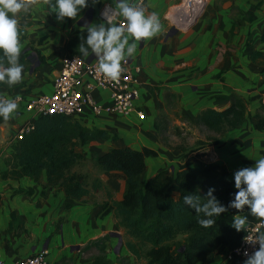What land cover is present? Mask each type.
<instances>
[{
    "label": "crops",
    "instance_id": "crops-1",
    "mask_svg": "<svg viewBox=\"0 0 264 264\" xmlns=\"http://www.w3.org/2000/svg\"><path fill=\"white\" fill-rule=\"evenodd\" d=\"M186 1L144 0L141 10L145 16L156 12L160 29L153 37L137 41L131 54L127 53L133 43L131 37L122 50V61L142 69L137 107L144 113V119L139 120L135 115L95 118L87 114L80 119L84 127L105 131L110 139L76 147L75 152L88 161L92 160V154L103 156L113 148L137 152L147 149L156 156L145 158V182L172 169V165L177 173L188 164L193 167L206 164L225 168L228 180L234 184L236 172L251 167L264 156V131L256 129L257 115L264 109V0H191L188 9L184 8ZM22 2L27 5V11H21L16 17L17 30L25 33L23 39L18 38V63L23 65L21 80L11 86L0 82V99L21 96L26 101L53 92V80L60 73L61 61L70 55L66 44L76 41V32L82 31V26L84 30L89 25L107 29L110 24L101 18L102 9L109 7L119 13L117 5L122 0L89 1L86 12L78 14L75 20H57L49 8V0ZM127 2L133 7L136 0ZM195 13V22L188 23ZM85 53L84 59L100 54L91 49ZM38 55L43 63L39 62ZM32 57L37 59L35 65ZM3 65L8 67V62L3 61ZM93 96L103 104L109 101L108 94L101 91H95ZM220 96L227 99L216 100ZM237 100L246 106L243 125L223 134L207 132L208 141L203 140L205 145L198 147L196 153L190 154L183 148L174 149L172 154L160 143V124L167 121L165 116L170 105L184 119L181 125L191 124L196 131H202L205 128L194 124L202 112H224ZM30 124L31 118L22 105L8 119L0 118V252L3 259L10 263L47 252V260L52 264H85L79 255L81 249L106 236L117 239L113 236L115 233L121 236L123 257L132 264L143 263L126 248V232L119 226V219L114 213L103 215L106 205L123 201L126 178L120 172L104 173L95 167L96 174L90 178L99 179L102 189L81 201L68 199L63 191L50 188L46 174L37 182L30 178H4L15 167L13 159L18 152L15 137ZM113 137L117 139L112 140ZM198 156L201 158L196 159ZM234 190L237 191L235 187ZM179 196L173 193L174 199ZM246 210L247 206H242L241 210H235V215L245 217ZM95 259L86 264H92ZM211 264H231V260L217 256Z\"/></svg>",
    "mask_w": 264,
    "mask_h": 264
},
{
    "label": "trees",
    "instance_id": "trees-1",
    "mask_svg": "<svg viewBox=\"0 0 264 264\" xmlns=\"http://www.w3.org/2000/svg\"><path fill=\"white\" fill-rule=\"evenodd\" d=\"M89 1L94 0H87V5ZM51 2L54 4V0ZM86 10L87 6L78 14ZM19 34L20 31L18 38ZM87 35V30L76 32V41L66 44L69 56L82 57L91 49L86 43ZM81 46L83 52L79 50ZM0 56L3 54L0 53ZM38 56L39 62L43 63ZM3 61H7V57H3ZM226 99L225 96L216 97L218 101ZM245 116V103L237 100L224 112H202L194 124L223 134L240 128ZM256 119V129L264 131V109ZM100 139L108 140L110 137L107 132L88 129L72 118L61 115L41 117L34 122V129L17 142L18 152L13 159L15 167L4 178H30L37 182L46 174L50 188L63 191L68 199L81 201L91 193H98L102 183L99 179L91 180L87 174L74 172L75 167L86 160L84 155L75 152V148L92 145ZM212 142L218 144L216 139ZM146 156L155 157L156 153L147 149L137 152L128 148H113L103 156L92 154V162L100 172H120L126 178L123 201L106 205L103 215L114 213L119 219V226L129 238L126 248L131 255L145 264H210L217 256L231 257V264H238L239 258L234 251L239 248L246 233L244 230L237 233L231 227L235 209L229 205L237 191L233 182L228 180L227 170L219 165L193 167L188 164L177 173L167 170L145 182ZM209 188L214 189L212 197L220 203L217 206H223L226 211L213 216L214 223L205 227L198 220L208 217L203 212L195 213L184 202V197L199 196V203L203 205L210 199L207 196ZM174 192L180 195L179 199H174ZM245 218L246 224H257L260 219L252 216L248 207ZM109 241L110 237L106 236L89 244L85 250L99 248L105 252ZM92 264L113 262L103 253Z\"/></svg>",
    "mask_w": 264,
    "mask_h": 264
},
{
    "label": "clouds",
    "instance_id": "clouds-1",
    "mask_svg": "<svg viewBox=\"0 0 264 264\" xmlns=\"http://www.w3.org/2000/svg\"><path fill=\"white\" fill-rule=\"evenodd\" d=\"M86 6L87 0H54V4L49 0V8L57 20L78 19V13H81ZM117 8L119 9L118 15L126 22V27H121L119 24H110L107 29L103 26L97 28L95 25L87 27V45L94 53L103 52L98 70L111 79H117L120 75L121 61L124 58L122 50L128 39L131 37L133 40V43L127 48V53L131 54L137 47V41L153 37L160 29L156 12L145 16L142 10L130 6L127 0H122ZM21 11H27V5L22 0H0V53L3 54L0 56V82L9 86L21 80L23 71V65L18 63L20 46L16 18ZM81 29L84 30L83 26ZM79 50L83 52V46ZM3 57H7L8 67L3 65ZM16 108L17 103L14 99H0V118L8 119ZM234 187L237 192L229 207L239 211L242 206H247L252 216L260 218L259 225L253 230L257 234L255 238L252 234L243 237L245 243L252 244L254 240L258 242L259 249L253 251L250 256L245 251L243 255L248 259L244 260L243 264H264V232L260 231L261 228H264V156L255 160L251 167L244 168L234 174ZM213 191L212 188L208 189L207 196L210 199L203 205L199 203V196L186 195L184 197V202L195 213L203 212L208 217L198 220L201 226L212 225L214 223L212 217L219 216L226 211L223 206H217L212 197ZM245 225V217L233 216L231 227L237 233L242 230L246 232Z\"/></svg>",
    "mask_w": 264,
    "mask_h": 264
},
{
    "label": "built area",
    "instance_id": "built-area-1",
    "mask_svg": "<svg viewBox=\"0 0 264 264\" xmlns=\"http://www.w3.org/2000/svg\"><path fill=\"white\" fill-rule=\"evenodd\" d=\"M144 0H136L133 7L142 9ZM101 18L108 24L117 22L121 27H126V22L118 13L109 7L102 9ZM103 52L99 55L84 59L81 56H67L61 61L59 75L53 80V92L49 95H42L31 100H24L19 96L14 98L17 106L22 105L24 111L30 116L31 124L22 128L16 135L15 141L19 142L34 129V122L44 116L61 115L80 121L82 117L90 114L95 118L103 117H131L144 119L145 115L137 107L140 98V76L142 69L131 66L127 61H121V72L117 79L108 78L100 72L99 61ZM95 91L107 93V103L98 102L93 94ZM7 98V97H4ZM259 225L246 224V235H257L254 229ZM264 228L260 231L263 232ZM259 249V243L254 240L252 244L243 240L234 255L239 261L248 257L243 253L247 251L249 256L253 251ZM47 252L23 258L14 262H7L0 252V264H52L47 260ZM231 260V257H228Z\"/></svg>",
    "mask_w": 264,
    "mask_h": 264
},
{
    "label": "rangeland",
    "instance_id": "rangeland-1",
    "mask_svg": "<svg viewBox=\"0 0 264 264\" xmlns=\"http://www.w3.org/2000/svg\"><path fill=\"white\" fill-rule=\"evenodd\" d=\"M195 17H197L196 13H195V16H193L192 18H190L188 20V23L195 22V20H196ZM19 37H21V39H23L25 37V33L20 31ZM31 61L33 62V65H35L37 63V59L35 57H32ZM51 92H52V90L49 92V94H51ZM49 94H46V95H49ZM170 103H172V102H170ZM165 117L167 118V121L164 120L160 124L162 127V130L160 128L159 141L162 144V146L168 152H172V154H173L174 149L186 148L190 151L189 152L190 154H194L197 152L198 147H200L201 145H203L205 143V142H203V140L208 141L209 137L207 135V132H209V131H207L205 129L202 131L197 129V131H196V129L191 127V124H185L186 126L181 125L182 122L184 123V119L180 115L174 113V106L170 105L169 109L167 110V116H165ZM178 122L180 124H178ZM200 158H201V156H198L196 159H200ZM191 159H194V157H192ZM171 167H172V169L170 168L168 170L171 172H174V170H173L174 166L172 165ZM74 172H77L79 174L86 173L87 175H89V177H91V176H94L96 174V169H95V166H94L92 160H90V158H89L88 161H86V160L82 161L78 165V167H76L74 169ZM113 234H114V238H117V239H110V241L106 244V251L109 249V251H107V252L106 251L101 252L99 248H93L89 251H86L85 250L86 246H84L81 249V252L79 253L83 262L86 264L89 261H93V259H95L99 256H102L104 253L106 255V257H108L111 261H113V264H132L130 261H128L122 255L121 246L123 244L120 247H118L119 243H120L118 241L119 235L115 236V233H113ZM124 238H125L126 242L129 240V238L126 235H124ZM115 246H117V248H118V250L116 249V251H114ZM115 252H118L119 254L117 255ZM139 264H144V262L143 263L139 262Z\"/></svg>",
    "mask_w": 264,
    "mask_h": 264
},
{
    "label": "bare ground",
    "instance_id": "bare-ground-1",
    "mask_svg": "<svg viewBox=\"0 0 264 264\" xmlns=\"http://www.w3.org/2000/svg\"><path fill=\"white\" fill-rule=\"evenodd\" d=\"M190 2H191V0L186 1L184 4V8L188 9V7H190V5H191Z\"/></svg>",
    "mask_w": 264,
    "mask_h": 264
},
{
    "label": "water",
    "instance_id": "water-1",
    "mask_svg": "<svg viewBox=\"0 0 264 264\" xmlns=\"http://www.w3.org/2000/svg\"><path fill=\"white\" fill-rule=\"evenodd\" d=\"M114 236V235H113ZM115 236H118V235H115ZM119 239H120V243H119V246L118 247H120L121 245H122V240H121V238L119 237ZM117 250H118V248H117Z\"/></svg>",
    "mask_w": 264,
    "mask_h": 264
}]
</instances>
